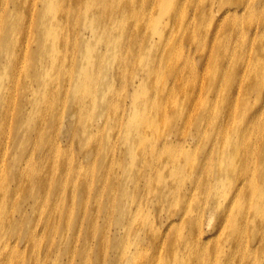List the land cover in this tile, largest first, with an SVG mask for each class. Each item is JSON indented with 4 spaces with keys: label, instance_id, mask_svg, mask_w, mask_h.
<instances>
[{
    "label": "rangeland",
    "instance_id": "1",
    "mask_svg": "<svg viewBox=\"0 0 264 264\" xmlns=\"http://www.w3.org/2000/svg\"><path fill=\"white\" fill-rule=\"evenodd\" d=\"M147 1L139 0L144 11L138 19L114 13L113 19L99 22V29L91 27V21H83L88 12L80 2L74 5L72 0H50L61 13L47 14L43 21L55 37L32 31L26 34L21 29L3 32L0 60H6L9 66L0 67V236L5 235L10 245L0 264H201L183 247L174 257H165L163 239L168 231L162 224L179 209H175L177 206L184 205L177 216L170 218L177 226L180 219L192 225L197 217L192 216L190 208L206 195L196 197V179L193 186L186 184V195L192 188L194 196L181 198L183 203L175 199L167 202L163 194L155 195L159 189L163 193L164 187L162 170H152L158 166L152 147L165 137L177 143L195 142L189 159H194L198 151L199 162L208 144L218 143L220 135H224L223 144L237 142L238 137V142L258 144V131L238 135L242 112L246 116L249 110L253 113L254 92L243 88V109L228 114V119L224 118L225 132H217L213 124L220 115V104L211 100L206 83L214 75L220 76L227 65L232 69L239 64L238 51L226 50V35L216 33L230 24V19L211 26V21L196 20V11L204 14L211 10L208 0ZM35 7L40 18L42 0ZM180 11L182 16L177 18ZM224 11L234 10L226 7ZM161 13L165 14L160 17ZM183 14L195 29L199 45L188 43L191 36L174 37L175 24L187 26ZM257 22L251 14L235 23V44L243 41L245 55L252 37L241 32ZM155 25L159 33L145 39L137 35L153 32ZM61 38L66 40V48L60 46ZM14 39L23 40L20 48ZM258 40L259 33L254 46ZM49 42L52 48L47 52ZM166 42L168 47L164 46ZM114 47L116 50L110 52ZM175 50L184 57L181 66L189 60L182 74ZM99 57L103 69L97 66ZM17 59L19 68L12 65ZM216 64L217 72H213ZM153 69L158 75L150 77ZM149 80L150 84L146 82ZM232 80L225 86V93L235 96ZM263 80L257 77L259 84ZM158 87L164 88L159 101ZM160 114L158 122L147 123V118L156 119ZM193 115L192 122L186 123L187 116ZM206 116L212 123L202 133L197 121ZM135 127H144V136L135 133ZM189 232L183 228L182 238ZM156 237L154 242L158 244H151ZM223 239L213 233L204 244ZM251 244L255 250L257 244ZM221 251L225 256L216 257L217 264L227 259L232 264L263 261L255 251L249 260L228 256L227 245ZM11 252L15 255H9ZM213 257L214 253L211 263Z\"/></svg>",
    "mask_w": 264,
    "mask_h": 264
},
{
    "label": "bare ground",
    "instance_id": "2",
    "mask_svg": "<svg viewBox=\"0 0 264 264\" xmlns=\"http://www.w3.org/2000/svg\"><path fill=\"white\" fill-rule=\"evenodd\" d=\"M37 1L38 0H0V39L3 36V32H13L17 29H21L26 34L32 31L33 34L38 33L40 36H42V33L46 35L51 33V37H55L54 33L48 28L43 19L47 20V14H54L55 12L59 14L61 11H59L50 0H42L43 7L39 18L36 15L35 7ZM152 1L154 0H148L147 3ZM168 1L171 3L177 0ZM76 2H80L84 6L85 12H88V14L82 18L83 21H91L90 26L99 29L101 27L99 22H105L108 18L113 19L114 16L112 14L114 13H124L130 19H138L144 11L143 8L139 6V0H72L74 5H76ZM224 6L233 8L234 11L228 13L224 11L226 9ZM208 7L211 8V10L206 11L204 14L196 11L194 15L195 19L198 21H211L209 24L211 26L213 22H223L229 18L230 20L228 21L230 24L225 25L222 29L219 28L216 33H219L218 35H226L223 41V46L226 50H237L239 54V64L236 67L230 69L227 65L222 68L220 76L214 75L213 80L207 81L206 83V87L211 90V94L209 95L211 100L214 99L213 101L220 104V115H218L213 125L217 127V132H225L226 124L224 118L228 119V114L232 111H236L237 108L239 113L243 109V99H241L240 96L243 88L247 86L254 92V109L252 114L249 110L250 115L247 114V116L242 112V118L239 124L241 129H239L240 132L238 135H245V131L247 134L252 131H258V137L256 138L258 144L238 142L240 137L236 139L237 142L223 144L224 135H220L217 136V138H219L218 143H209L206 152L203 154V160L197 162L196 156L198 151L194 159H192V157L189 159L194 153L192 148L195 146V142L177 143V141L165 137L161 144H154V146H156L154 147L153 142L157 139L152 140V155L158 164V166L153 167L152 170H162L161 175H163V177L161 180L164 187L163 193L161 189H159L155 192V195L159 194L162 196L163 194V200L167 202H170L172 199H175L176 202L181 201V198L192 199L194 196L193 189L191 188V194L187 196L186 184L189 183L193 186L194 179L199 181L196 197H201L204 194L206 195L205 199H202L198 205L190 208L192 216L197 217V220L192 225H189L179 218L180 222L177 226L175 219L170 218L172 216H177L180 211L183 210L182 208L184 205L180 207L177 206L175 209H179H177L175 213L169 215L167 222L162 224L165 232L168 231L166 238L163 239L166 243L163 253L167 258L171 256L174 257L176 255V250L179 247H183L186 254H190V256L197 261L199 260L201 264H217L216 257L225 256L224 252L219 251L227 245L228 256L232 258H248L249 260L255 251V253L261 255L263 258L262 264H264V80L261 84L257 82V77L264 79V0H246L242 3L237 2V0H218L217 3L208 0ZM145 10L152 14L151 9L145 8ZM184 10L185 8L183 11ZM182 13L183 12L180 11L177 14V18H180ZM164 14L165 13H161L160 17ZM251 14H254L258 22L254 25H247L245 31L241 32L244 35H250L252 37V44L247 55H245L243 41L235 44V39H237L235 23L238 25L242 22L244 16ZM223 15H225V17H223ZM61 17L63 16L61 15ZM183 21L187 26L178 23L175 24L172 29L174 37L191 36V38H189L191 41L188 43L199 45L200 42L199 39H196L197 35L195 29L193 27L191 28L189 20H185L184 14ZM31 24L33 25L32 27ZM165 27H168V24H166ZM155 33H159L156 25L153 27V32L142 31L138 32L137 35L145 39ZM258 33L259 40L254 46ZM113 34L114 33L111 31L110 35ZM13 41L15 46L19 48L23 42L22 39H14ZM111 41L115 45V39ZM65 43L66 40L61 38L60 46L62 48L67 47H63ZM164 46L168 47L169 42H166ZM51 48L52 46L49 42L45 50L49 52ZM115 50L116 47L110 52ZM175 53H177V63L180 67V73L182 74L189 60H186L181 66L184 62V57L177 50H175ZM65 58L64 56L62 59ZM97 60L99 61L97 66L102 68V57H99ZM219 62H222V57L219 58ZM19 64L21 63L17 59L12 65L15 68H19ZM219 64L220 63H218V65ZM8 66L9 63L6 60H0V67L2 69L8 68ZM108 66L109 64L107 63L105 71H108ZM213 72H217V64ZM155 74L158 75L157 71L153 69L150 77ZM198 75L197 73L193 76L195 82H197ZM217 77L219 79L218 81L216 80ZM231 78L236 88L235 96L232 93H225V86ZM146 82L150 84V80ZM11 83L13 84V80ZM175 89H179L178 84ZM163 91L164 88L158 87V101L164 95ZM194 92L195 84L192 88V93ZM212 105L216 107L215 102H212ZM184 107L185 106L182 107V111ZM155 108H157L156 105ZM4 114L6 113L4 112ZM195 116L196 115L191 117L187 116V119H185L186 123L192 122L191 120ZM161 118L162 114L157 115L156 119L147 118V123L149 120L158 122ZM211 123L210 118L206 116L197 121V126L203 133L205 126ZM249 124H251L250 129L247 128ZM133 131L137 134H143V136L145 133L144 127H135ZM211 139H214V136ZM227 149L229 150V154L226 155L225 151ZM198 154L200 155V152ZM169 174L173 175L170 176ZM184 178H186V180H183ZM148 181L154 185L156 184L155 180L151 178H149ZM177 185L178 187H176ZM181 203L183 202L181 201ZM2 207L4 206L2 205ZM162 227L160 228V233ZM183 228H188L190 232L186 237L182 238ZM211 232H213L217 238L224 237L223 241L214 240L212 245L208 242L204 244V242L209 240V236H212L213 233L211 234ZM225 236L227 237L226 239ZM159 237L162 238L160 234ZM159 237H156L151 244ZM0 240L3 243L0 245V260H5V255L8 250L7 246H9L10 243L7 238L5 239V235L0 236ZM155 243L158 244L157 241L154 242V244ZM251 243L257 244L255 250ZM136 253H138V251H136ZM212 253H214V257L211 263ZM11 254L14 253L11 252L9 255ZM183 263L184 262H182V264ZM223 264L232 263L230 259H227ZM253 264H256L255 260Z\"/></svg>",
    "mask_w": 264,
    "mask_h": 264
}]
</instances>
